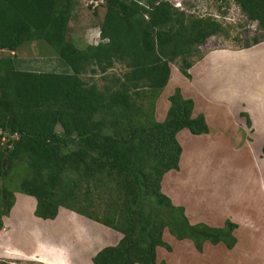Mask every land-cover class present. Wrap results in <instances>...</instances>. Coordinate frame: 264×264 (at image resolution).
I'll list each match as a JSON object with an SVG mask.
<instances>
[{
	"label": "trees",
	"instance_id": "trees-1",
	"mask_svg": "<svg viewBox=\"0 0 264 264\" xmlns=\"http://www.w3.org/2000/svg\"><path fill=\"white\" fill-rule=\"evenodd\" d=\"M234 2L264 32V0ZM78 4L0 0V51L14 53L0 56V232L19 193L36 200L34 215L44 221L65 208L120 233L93 264H166L157 259L158 248L172 251L165 231L200 253L206 243L232 250L236 224L192 225L162 191L164 176L180 170L177 135L209 134L205 116L193 117L194 101L176 88L165 120L155 117L171 64L179 60L191 79L204 57L191 60L199 47L227 30L215 18L188 16L171 0H105L100 43L79 50L67 38ZM34 42L49 46L65 70L21 69L16 53ZM263 42L255 37L241 49ZM117 64L125 72L102 88L84 79L106 76Z\"/></svg>",
	"mask_w": 264,
	"mask_h": 264
},
{
	"label": "rangeland",
	"instance_id": "rangeland-1",
	"mask_svg": "<svg viewBox=\"0 0 264 264\" xmlns=\"http://www.w3.org/2000/svg\"><path fill=\"white\" fill-rule=\"evenodd\" d=\"M171 3L184 10L188 16L215 18L227 30L225 35L213 37L205 45L200 46L199 53L191 59L193 61L218 50H239L255 37L264 38V32L258 29L256 23L246 19L234 0H171ZM105 14V0H99L98 6L90 5L89 1L79 0L69 24L68 40L79 50H84L90 45H98L101 41L100 28ZM16 54L19 67L24 70L41 72L65 70L53 50L42 42L27 43ZM246 54L247 57L241 59L242 66L231 67L232 71L229 70L230 67L225 68L228 71L220 80L223 85L227 83L230 87L229 82L233 85L234 80H237L234 75L243 74L246 78L243 88H251L262 96L264 52L254 50ZM3 55L13 56L14 53L0 51V56ZM179 65V60L171 64V79L156 105L155 117L158 120L165 119L170 105L169 95L175 88L190 90L189 80L179 71ZM124 72V67L117 64L106 76L86 74L84 79L102 88L110 84L114 76H121ZM260 74L263 75L258 81ZM207 80L213 85L212 93H216V86L218 88L222 86L213 73L207 75L205 82L197 78L191 92L203 93L205 90L209 94L207 88H202ZM198 105L201 108V103ZM235 107L232 103L221 109H217L216 105L203 108L206 110L208 119L206 121L211 130L208 137L194 136L188 130L183 131L178 139L183 149L180 160L181 174L176 175L173 172L166 175L162 182V191L172 201L174 200L176 206L184 207L188 218L196 224L208 223L217 228L222 227L226 220L233 217L243 224L252 219L253 225L257 226L252 229L247 227L249 224L241 225L239 244L234 251L228 250L224 244L206 243L204 252L200 253L191 241H179L166 232L164 240L173 250L168 254L165 248L159 249V257L165 258L166 264H264V195L260 191V184H256L258 180L256 182L255 178L260 179V176L248 153L246 143L241 141L245 135L243 130H239V124L235 120ZM57 130L60 132L61 128L58 127ZM15 196L17 204H25L21 202L20 197L26 195L16 193ZM17 215L20 216L23 226L15 224L8 242L11 243V249L18 252L13 251L16 256L11 255L10 258L0 257V264H41L32 256L39 249L48 251L53 263L60 264V253L56 254L60 249L64 254L62 264H65L66 260L71 262L73 260L71 257H77L81 264H92L89 258L93 254L102 247L111 246L104 232L91 234V239L85 240L77 236L75 225L62 220L60 227L44 223L34 225L32 220L37 217L30 211L28 204L19 209ZM230 221L232 222V219Z\"/></svg>",
	"mask_w": 264,
	"mask_h": 264
},
{
	"label": "crops",
	"instance_id": "crops-1",
	"mask_svg": "<svg viewBox=\"0 0 264 264\" xmlns=\"http://www.w3.org/2000/svg\"><path fill=\"white\" fill-rule=\"evenodd\" d=\"M254 50H257L259 52H264V42L254 46V47H251L249 49H239V50L224 49V50H218V51L210 52L207 55H205L200 61L196 62L193 65V67L190 69L189 73L191 75V79H188L189 85H190V87H189L190 90L187 89V91H184L180 87H177V88L181 89L185 98L192 99L194 101L195 106H194V111H193V117H197L199 114H203L205 116L206 120L208 121L207 116H206V112H205L206 110L203 109L204 107L206 108V106H208V105H216L217 109L224 108L227 105H230L232 103L236 106L235 107L236 111L234 112L235 120L239 124V127H238L239 130H243L244 135H245V138H242L241 141H242V143L243 142L246 143V147L248 148V153L250 154L252 162L254 163L255 168H256L259 176H260L259 177L260 179L254 177L256 179V182L258 180V182L256 184H260V188H261L260 191H261L262 195H264V154H263V148H264V95L259 96L256 92H254L253 89L243 88L244 83L246 82V78L243 74L234 75L235 77H237V80H234L236 82V84L234 82L233 85H230V82H229L230 87H228L227 83H225L223 85L222 80H220V78L224 75V73L228 71L225 68L230 67L229 70H231V67H236V66L241 67L243 64V62H241V59H245L247 57L246 53L248 51H254ZM235 60H238V61H235ZM213 73L216 74V80L219 82V85H222L220 88H218L216 86V93H212L213 92V85L210 84V81H208V80H207L205 86H203L202 88L203 89L207 88L210 91L209 94L205 90H203V93L202 92L197 93L196 91H194V93L191 92V88L196 85L197 78L198 79L201 78V80H203V82H205L207 75L209 76ZM171 75H172V73H171ZM262 75L263 74L259 75L258 81L261 79ZM256 79L257 78H254V80H256ZM250 81L252 82L251 79H250ZM241 82H242V84H240ZM238 87H240V88L238 89ZM175 89L169 95V97L174 93ZM241 89H243L244 92ZM262 89L264 91V88H262ZM227 102H228V104H227ZM198 103H201V105H200L201 108L199 107ZM236 103H237V105H236ZM202 112H204V113H202ZM165 118H166V116H165ZM164 120L165 119H162V120L157 119V121H159V122H163ZM248 120L250 121L251 125H248ZM183 131H185V130H183ZM183 131H181L177 135V139H179V136L183 133ZM210 133H211V130H210L209 134L201 135V136L208 137V136H210ZM194 136H196V135H194ZM188 137L191 138V136H188ZM173 172H175L176 175L181 174V168L179 171H171L169 173H173ZM168 174H166V175H168ZM168 191H170V189ZM20 198H21V202L25 203V204L19 205V204H17V200H16V204H15L14 208L12 209L10 216L4 218V229L0 232V257L10 258L11 255L16 256L13 253V251L18 252V250H12L11 249V245H10L11 243H9L8 240H10L12 237L11 236L12 229L15 227V224L19 223L17 226H19V227L23 226V223H22L20 216L17 215V214H19V209H22L23 206L25 207V205L28 204V206H30V211L32 213L35 212L36 201H34V199L32 197L22 196ZM172 202L174 205L176 204L174 202V200ZM185 213H186V210H185ZM188 219L192 225L196 224V223L192 222L190 218H188ZM230 219H232V223H234L238 226V228L234 232V235L237 239V244H236V246H237L239 244V232H240L241 225L247 226V224H249V226H247V227H250L252 229H255L257 225H253L254 221L252 222V219H249V221H245V224L239 223L237 221V219H234L233 217H230L229 220H226V221H230ZM61 220L65 223L75 225L74 229L76 231L77 236H79L81 238H85V240H90L91 234H94L97 232H100V233L104 232L106 234V236L108 237L106 239L111 242V243H108L111 246H116L120 242V240L122 239V235L120 233L116 232L115 230L110 229L108 227H105L101 224H98L92 220H89V219H87L83 216H80V215H78L72 211H69L65 208H60L58 217L53 221H50V220L44 221V220L39 219V218H33L32 221H33L34 225L37 223H44V225L54 224V225L60 227ZM226 221L224 222L223 226L225 225ZM63 222H61V223H63ZM197 224H199V223H197ZM204 224H206L210 227H213L208 223H204ZM217 228H221V227H217ZM166 232H168V231H165V233ZM165 233H164V235H165ZM36 235H38V234H36ZM94 238L97 239L96 237H94ZM42 246L45 248L48 247V245L47 246L42 245ZM236 246L232 249L233 251L236 249ZM204 247H205V245H204ZM103 248L104 247H102L101 249H103ZM101 249H99L95 254H93L89 258V261L92 264H93V262H92L93 257ZM159 249L160 248L157 249L158 262H162V261L166 262L165 258L160 259ZM2 250H5V251L3 252ZM20 252H22V251H20ZM58 252L60 253V264H62L64 254H63V252H61L60 249L57 250L56 254ZM172 252H173V250L171 252L167 251L168 254H171ZM203 252H204V249H203ZM25 254H27V253H25ZM32 256L35 257V260L39 261L41 264H57V263H53L50 260L48 251L45 252L44 249H42V250L39 249V251H36L35 254L33 253ZM18 257H20V256H18ZM71 258L73 260H71V262H70V260H66L65 264H81L82 263V262H80V260H78L77 257H71Z\"/></svg>",
	"mask_w": 264,
	"mask_h": 264
},
{
	"label": "built area",
	"instance_id": "built-area-1",
	"mask_svg": "<svg viewBox=\"0 0 264 264\" xmlns=\"http://www.w3.org/2000/svg\"><path fill=\"white\" fill-rule=\"evenodd\" d=\"M89 3H90V5H96V6H98V3H99V0H90L89 1ZM12 139L13 138H17V136H14V137H11ZM7 141V139H6V137L4 136L3 138H2V142L3 143H5Z\"/></svg>",
	"mask_w": 264,
	"mask_h": 264
}]
</instances>
